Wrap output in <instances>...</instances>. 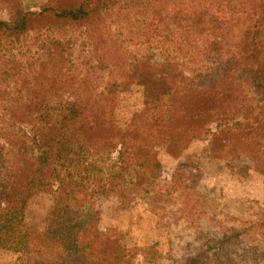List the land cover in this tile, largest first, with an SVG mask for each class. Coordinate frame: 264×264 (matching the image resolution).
I'll return each mask as SVG.
<instances>
[{"label": "trees", "instance_id": "trees-1", "mask_svg": "<svg viewBox=\"0 0 264 264\" xmlns=\"http://www.w3.org/2000/svg\"><path fill=\"white\" fill-rule=\"evenodd\" d=\"M8 3L14 15L0 21V251L24 252L27 264H133L121 235L99 228L96 199L162 200L163 188L182 197L180 170L161 184L156 150L164 146L201 138L210 151L218 142L249 149L264 140V0H49L39 12ZM32 38L35 51L21 47ZM132 44L144 47L139 56L128 53ZM133 87L142 107L120 127L115 111ZM42 193L56 202L37 231L24 215Z\"/></svg>", "mask_w": 264, "mask_h": 264}, {"label": "rangeland", "instance_id": "rangeland-1", "mask_svg": "<svg viewBox=\"0 0 264 264\" xmlns=\"http://www.w3.org/2000/svg\"><path fill=\"white\" fill-rule=\"evenodd\" d=\"M8 1L0 0V21L14 15ZM20 2L25 11L39 12L49 0ZM34 39L25 40L21 47L35 51ZM128 48L131 56H139L144 47ZM153 62L162 63L157 51ZM139 91L133 87L120 96L114 115L118 126L124 127L141 109ZM156 152L161 184L168 186L172 174L180 170L186 186L183 196L170 195L163 188L162 200L141 194L123 205L116 197L98 198L101 231L115 229L121 235L122 244L133 250V264H182L203 253L208 257L204 264H220L227 258L237 264H264V140L249 149L218 142L210 151L206 142L194 138ZM55 202L53 193L32 198L25 209L27 226L46 230ZM234 233L224 248L215 244ZM27 260L24 252L0 251V264H27Z\"/></svg>", "mask_w": 264, "mask_h": 264}]
</instances>
